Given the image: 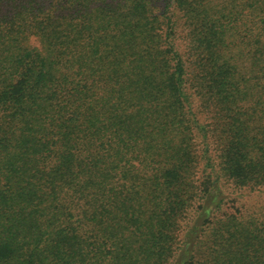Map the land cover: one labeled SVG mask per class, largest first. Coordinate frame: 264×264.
Masks as SVG:
<instances>
[{"label": "trees", "instance_id": "trees-1", "mask_svg": "<svg viewBox=\"0 0 264 264\" xmlns=\"http://www.w3.org/2000/svg\"><path fill=\"white\" fill-rule=\"evenodd\" d=\"M223 178L264 184V0H0V264H264L204 235Z\"/></svg>", "mask_w": 264, "mask_h": 264}, {"label": "rangeland", "instance_id": "rangeland-1", "mask_svg": "<svg viewBox=\"0 0 264 264\" xmlns=\"http://www.w3.org/2000/svg\"><path fill=\"white\" fill-rule=\"evenodd\" d=\"M174 12V11H173ZM176 13V12H175ZM175 29L177 36V45L180 49L184 50L185 44V32L187 27L184 22V17L180 12L176 13L175 17ZM35 43V42H34ZM194 151L197 155V166L194 170V173L191 177V184L195 187L200 186V182L206 174V170H203L205 162H203L198 155H200L201 144L198 142V139H194ZM219 144L214 143L212 145L213 150L211 149V155L216 158L214 155L215 151L218 153ZM215 149V151H214ZM218 161V158L216 159ZM259 161L261 159L259 158ZM217 165V162H216ZM259 179V178H258ZM260 180V179H259ZM260 185L256 186H238L232 180L222 179L221 181V197L222 203L219 207L212 208L213 217L205 222L202 225V228L205 229L204 235H207L210 230V226L214 225L215 221L220 218H225L228 216L233 217L239 223H242L248 227H256L257 229H263L264 227V184L263 181L260 180ZM201 187V186H200ZM199 199L193 200L192 206H190L185 211L179 213L175 217L174 221V234L177 237V244H181L183 240H185V234L187 230L191 226L194 221L200 222V220L204 217L201 215L199 220L197 219V211L196 208L199 205ZM199 207V206H198ZM199 211V210H198ZM207 238H201L198 241L199 248H205L207 246ZM197 244V245H198Z\"/></svg>", "mask_w": 264, "mask_h": 264}, {"label": "clouds", "instance_id": "clouds-1", "mask_svg": "<svg viewBox=\"0 0 264 264\" xmlns=\"http://www.w3.org/2000/svg\"><path fill=\"white\" fill-rule=\"evenodd\" d=\"M52 11H54V8L52 9Z\"/></svg>", "mask_w": 264, "mask_h": 264}]
</instances>
